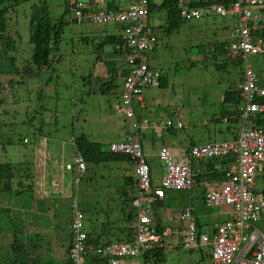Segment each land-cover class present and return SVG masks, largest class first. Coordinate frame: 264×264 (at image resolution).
Listing matches in <instances>:
<instances>
[{
	"label": "rangeland",
	"instance_id": "374dc122",
	"mask_svg": "<svg viewBox=\"0 0 264 264\" xmlns=\"http://www.w3.org/2000/svg\"><path fill=\"white\" fill-rule=\"evenodd\" d=\"M106 1L110 0L98 2L97 9H107ZM126 2L121 5H126ZM154 2L158 6L161 0ZM40 3L46 5V11L52 20L58 21L63 18L66 25L59 53L56 55V59L60 60H57L51 68L38 71L31 61L33 47L28 42V30L32 9ZM67 5L68 0L18 1L7 16V32L14 40L16 50L7 54L0 51V162L11 163L16 175L27 172L29 177L26 182L38 191V195L34 192L32 194L35 199L33 203L44 209L50 208L55 214V218L51 217L48 228L56 226L58 230L61 228L69 234L66 223L69 217L71 218L70 205L68 206L70 197L77 198L78 207L83 212L86 232L90 224L103 222L104 211L108 206L114 207V202L109 200L114 194L108 183L109 172L102 167L94 171L86 170L80 186L74 188L75 171L70 172L65 169L66 164L73 163L75 156L73 138L84 134L104 144L118 141L128 136L123 134L128 121L124 119L119 108L121 88L118 87L117 95H103L101 92L111 66L115 65L116 68L121 66L117 61L105 60V53L109 48H105L104 53L97 49L103 36L115 33L114 26L73 23L72 12L65 11ZM163 20L162 12H153L149 16V23L154 26H158ZM235 25V17L221 18L218 15H211L198 20L184 21L180 29L170 37L160 35L150 65L165 71L168 84L164 88L145 89L142 97L144 98L143 114L150 123L160 127L159 133L150 129L152 133H146L145 138L142 139L153 185L160 186L165 173L157 158L162 145L172 149L182 143L187 145L188 141L203 145L221 142L232 139L234 135L236 137L241 129L243 125L241 120L224 123L222 118L227 117L225 113L228 114L233 108L224 105L222 100L224 93L235 86L241 78L242 67L234 65L220 51L214 52L215 44L222 42L230 44L233 41ZM200 45L207 46L203 48L204 52L197 48ZM248 62L255 73L264 75V57H250ZM26 72L30 73L29 77L25 76ZM10 80H14L11 86ZM167 121L173 123L179 121L183 128H176L178 130L174 132L166 130ZM250 125L251 122L247 120L245 127L249 128ZM23 140L26 142L23 143ZM152 140L153 145L147 150ZM28 161L31 163L30 171L27 168L29 166L24 164L29 163ZM45 173L42 191L40 178ZM195 176L194 172L193 188L164 191V198L168 192L173 195L174 192H187L193 189L192 195L196 199L192 204L195 208L200 207L201 222H209L211 216L213 223L226 219L222 212L232 213L231 207H207L203 201L205 191L221 180L217 183H204L203 190L201 183H196ZM87 178L91 179L90 182L84 181ZM201 194L202 200H200ZM100 209L104 211L100 212ZM192 216L194 217L193 214ZM175 217H168L167 220L173 224H176L175 221L181 222ZM233 219L232 214L230 220L217 226L211 233L209 232L213 227L212 224L203 225L201 227L203 232L196 227V233L199 232L196 240L199 241L202 234L213 237L220 226ZM254 225L264 231V216ZM132 226L130 241H125L114 227L111 228L109 236L112 241L99 245L105 248L114 244L131 243L134 223ZM151 226L155 229L154 225ZM183 228L184 225L180 229H173L179 232ZM16 235L24 244L19 245L20 250L24 249L23 251L26 252L29 248L25 242L26 238ZM87 240V247L95 246L90 243L88 237ZM48 242L50 249L55 248V253L60 256L64 250L61 245L64 244L63 240L61 244L54 238H50ZM166 242L170 244L165 248L164 264H213L208 245H198L192 251L184 250L181 237L175 235L164 243ZM6 244L7 242L0 246ZM156 245L143 249L141 258L145 251L153 249ZM28 252L31 253V249ZM57 256L49 251V263L56 264ZM140 264H143L142 259Z\"/></svg>",
	"mask_w": 264,
	"mask_h": 264
},
{
	"label": "built area",
	"instance_id": "2783aa9c",
	"mask_svg": "<svg viewBox=\"0 0 264 264\" xmlns=\"http://www.w3.org/2000/svg\"><path fill=\"white\" fill-rule=\"evenodd\" d=\"M209 1L177 0L176 6L180 18L184 21L198 20L211 15H230L238 18L232 36L235 42L230 43L228 53L230 58L241 62L242 73L237 85L241 103L237 113H241L239 120L245 125L253 114L264 113V75L259 76L255 73L248 62L250 57H264V35L255 33L257 29L264 28V12H259L264 9V0H215L221 1L223 3L221 5ZM96 2L97 0H68L72 21L121 28L118 33L124 40V56L123 69L119 74L121 88L119 108L133 129H142V131L153 129L155 133H159L158 125L150 123L146 117L138 118L135 112L136 106L142 107L143 91L158 88L162 74L160 68L150 65L156 45L155 26L149 23L147 10L151 1L130 0L124 7L114 10L97 9ZM258 22L262 23L261 27L252 31L249 24ZM226 121L224 119V123ZM181 127L179 121L175 123L167 121L165 124L166 129ZM123 141L118 144L111 143L109 149L113 153L128 155L134 161L136 191H139L133 202L138 209L133 222V241L105 248H102V245L87 247L84 216L77 207L78 202L71 198L69 206L71 244L67 252L69 264H140L143 249H149L155 244L158 246L175 234L181 237L182 247L188 251L198 245L211 246V256L217 264H264V231L254 225L264 216V130L262 128L243 127L234 139L194 145L176 152L168 147H161L157 158L165 173L159 187H153L151 184L140 137L133 134ZM219 158L228 159L230 162L222 174L221 182H216L217 184L205 191L203 201L207 207H231L233 221L220 226L213 237L202 234L197 241L194 217L188 210L181 216L178 214L175 217L176 220L185 223L181 231L177 232L167 227L161 232H155L145 209L144 194L153 193L154 196L162 198L164 191L189 190L195 185L191 162ZM73 163L78 173L85 170L86 166L79 155L74 156ZM66 168L71 167L66 166Z\"/></svg>",
	"mask_w": 264,
	"mask_h": 264
},
{
	"label": "trees",
	"instance_id": "16d2710c",
	"mask_svg": "<svg viewBox=\"0 0 264 264\" xmlns=\"http://www.w3.org/2000/svg\"><path fill=\"white\" fill-rule=\"evenodd\" d=\"M18 1L25 0H0V51L4 54L7 52H14L16 46L14 40L8 35L7 25L8 18L7 16L10 14V10L16 6ZM117 1V2H116ZM110 0L106 7L108 10H114L121 7V3L130 0ZM177 0H162V2L157 5H151L149 3V14L153 12H162L164 20L158 26L154 28L156 32V43L159 42L161 36L170 37L174 32L178 31L183 24L184 20H182L179 16V11L176 6ZM210 3H216V5L223 4L221 1L216 2L215 0L209 1ZM118 4V5H116ZM125 6V5H124ZM200 6V5H197ZM67 8V9H66ZM65 11H70L68 5L66 6ZM65 13V12H64ZM73 23H76L73 21ZM261 22L258 23H250V29L253 31L255 28H260ZM65 23L63 18H60L58 21H54L49 17L48 12L46 11L45 4H39L38 6H34L29 19V30H28V42L33 47V54L31 56V61L34 67L40 71L42 69H49L52 65L60 59H56V55L59 53L60 45L62 43V35L65 27ZM264 27V26H263ZM121 28L115 29V34L109 33L103 36L100 42L97 45V49L99 52L104 53L105 48H109L108 52L105 53L106 61L111 62L112 60L115 62H119L121 66L116 68L115 65H112L109 73L106 74V81L103 83V87L101 92L103 95H117V89L119 87V74L123 69V56H124V40L123 37L118 33ZM257 35H264V28L257 29L255 32ZM161 35V36H160ZM232 43V42H230ZM230 44L220 43L215 44L214 52L220 51L223 53V56L227 59L231 60L234 65L237 67L241 66V62L239 60L230 59L227 54L229 51ZM207 46L200 45L197 46L199 51L204 52L203 48ZM202 49V50H201ZM155 49H153L154 52ZM152 52V53H153ZM99 58V57H98ZM13 61V58L11 59ZM101 59H98L100 61ZM158 68V67H157ZM161 69V68H160ZM163 70V69H161ZM164 71V70H163ZM28 72L25 73V76L29 77ZM260 76V75H259ZM240 81V79L237 81ZM14 83V80H10L9 84ZM16 83V82H15ZM17 84V83H16ZM168 84V80L165 75H163L160 79V84L158 88H164ZM237 84L233 87H230L223 96L222 103L227 106H231L233 108L228 114L227 117H223L227 121L225 123H234L239 120L237 108L241 103V98L239 95V91L237 90ZM1 103V101H0ZM140 107L136 106L135 112L138 118H141L139 114ZM234 116V117H233ZM233 117V118H232ZM125 119V118H124ZM221 119V120H222ZM127 120V119H125ZM248 120L251 122L249 128L259 127L264 130V114H256L254 116H250ZM128 121V120H127ZM218 121V120H217ZM216 121V122H217ZM127 128L124 129L123 133L130 135L133 130L131 129L130 123H126ZM178 130L176 128H170L169 131L174 132ZM138 136H140V131L138 132ZM235 138V135L232 137ZM123 139V138H122ZM111 141V142H120L123 140ZM226 141V140H224ZM221 141V142H224ZM104 144L100 141L97 142L95 140L90 139L84 134H80L73 138L72 144L75 150V155H79L84 164L86 170L98 169L100 167L104 168L105 171L109 172V186L112 188L113 197L111 194L110 202H114V207L108 206V208L104 211L100 209V212L104 211V220L103 222L97 223L94 222L89 225V229L86 232L87 237L90 240V243L95 245L96 247L99 244L109 243L111 230L116 227L117 232L124 238L125 241H130L133 233V222L136 218L135 207L133 205V193L136 189L137 179L134 171V161L128 155L113 153L109 149L110 143ZM24 143V140H23ZM141 143V141H140ZM218 143V142H212ZM211 144V143H207ZM193 146V145H191ZM105 147H107L105 149ZM142 147V145H141ZM143 151V148H142ZM144 154V151H143ZM145 155V154H144ZM146 157V156H145ZM29 162V161H28ZM230 161L227 159L219 158V159H211L205 161H198L192 163V168L195 169L199 166L207 167L213 165V169L207 170L206 172H202L195 176V180L197 184L202 182L213 183L219 182L222 178V174L219 169L215 167H223L226 166ZM30 171L31 163H24ZM25 167V166H24ZM149 167V166H148ZM85 170V171H86ZM85 173V172H84ZM83 173V174H84ZM83 174L79 176V184L83 181ZM27 172L17 174L15 172V168L11 163L8 162H0V203L3 205V202L8 199L14 200L16 198L20 199L22 194L28 193L31 195L33 193V187L28 184ZM90 178L85 179L84 181L90 182ZM151 180V178H150ZM27 181V182H26ZM152 184V183H151ZM75 188V186H74ZM77 189V188H76ZM79 189V188H78ZM29 198V200H30ZM22 200V199H21ZM162 201L154 199L151 202L152 207L159 206ZM70 204V201H69ZM186 209L181 208L180 212H184ZM81 211V210H80ZM83 213V212H82ZM96 213L98 211L96 210ZM4 215H7V218L10 216L9 212H5L3 209H0V235L5 236V234L9 231V226L4 222ZM170 222V221H169ZM152 225H154L156 232H161L164 227H161L160 220L157 217H153ZM70 225V224H69ZM197 227V225H195ZM169 227H171L169 225ZM112 228V229H111ZM18 232V231H17ZM17 232H14V241L12 243V249L14 250V246H19L21 240L19 241L17 238ZM199 234V232L197 233ZM70 236V234H69ZM171 237V236H170ZM103 238H107L103 240ZM168 239V238H167ZM166 239V240H167ZM123 240V239H121ZM165 240V241H166ZM119 241V240H115ZM20 242V243H19ZM0 244H2V240H0ZM170 242L161 243L158 246H155L153 249L149 251H145L142 256L143 264H164L165 262V248L169 246ZM22 245V244H20ZM19 248H17L18 250ZM24 252V251H23ZM25 253V252H24ZM67 256V251H66ZM210 258L211 255L209 254ZM23 260L18 259L17 264H39L36 262H22ZM50 264V263H49Z\"/></svg>",
	"mask_w": 264,
	"mask_h": 264
},
{
	"label": "crops",
	"instance_id": "0c3cea01",
	"mask_svg": "<svg viewBox=\"0 0 264 264\" xmlns=\"http://www.w3.org/2000/svg\"><path fill=\"white\" fill-rule=\"evenodd\" d=\"M98 1L100 2L101 0H98ZM108 2L109 1H106V5ZM259 11H263V9ZM143 109H144V98L142 102V107L139 109L140 110L139 114L140 116H142L141 118L145 117V115L143 114ZM146 133H152V132H150V130H145V131H142V129L140 130L139 137H140L142 148H143L142 139L145 138ZM127 135L128 134H126L125 136ZM152 145H153V140L147 146V150H149ZM191 145H203V144H197L193 141H188L187 145H184L182 143L179 147L172 148V149L169 147L168 148L171 151L176 152L179 150H186L190 148ZM162 147H166V146L162 145ZM66 166H70L71 168L67 169ZM226 166H223V167L217 166L215 168L219 169L220 173H222L224 169L226 168ZM213 168H214L213 165L203 167V168L199 166L193 170L195 172V175H198V174H201L202 172H206L207 170H210ZM65 169L70 172L75 171V174H76L74 163L66 164ZM44 176H46V173L40 178V186L42 188V191L44 188ZM204 183L206 182H203L200 184L202 185L203 190H204V186H203ZM152 186L158 187L159 185H153L152 183ZM196 187L197 186H195V188ZM192 191L193 189L187 192L186 191L185 192H174L173 195L171 194V192H168L165 194V198L161 200L162 202L159 203L160 205L152 208L153 217H157L160 220L161 227H169L170 225L172 228H175V229L182 228L184 225L182 222L175 221L176 224H173L172 222H169L167 220L170 215L173 216L175 215V213L180 212L178 210H180L181 208L192 211V214L196 218V219L194 218V220H195V224L197 225V229L199 231H202L201 227L203 225L212 224L213 227L211 228L210 232L208 231L209 233L213 232L216 229V227L221 225L223 222L230 220L232 218L231 212L226 213L225 211H223L222 215L226 219H222L221 221L217 220L215 223H213L211 220V217H212L211 216L209 222H201L200 221V216H202V213L200 211L201 209L200 207H196V208L193 207L192 203L196 199V197L192 195ZM33 192L36 195H38V191H35L33 189ZM28 193L22 194L20 196V199H18L19 198L18 197L12 200V202L11 200L8 201V199H6L3 202V205H1L0 203V209H3L5 212H9V215H10L8 218H7V215H4V218H3L4 222L9 226L10 232H7L5 236L0 235V240H2V244L7 242L6 246H0V264H17L18 259L23 260L24 262L27 261L28 263L36 262L39 264H49V251H51L55 257L57 256V253H55V248L53 250L50 249L49 242H48L50 238H54L55 241L60 242V244L62 243L61 242L62 240L64 242V244H61L63 245L64 250L60 254V256L58 254L57 259H56L57 261L56 264H69L67 261V256H66V251L70 244V236L68 232H64L61 228H59L58 230L56 226H53L51 229H49L48 225L51 223V217L55 218L54 212L50 208H47L48 206L46 207L47 209H44L41 206L38 207L36 204L33 203L35 199L33 198L32 195H31V199L29 200L30 197ZM40 193H41V189H40ZM45 193H47L46 190H45ZM201 197H202V194L200 195V200H202ZM70 220L71 218L69 217V220L66 223V228L68 230H69ZM14 232L15 233L17 232V234L22 236V238H26L25 242L28 244L27 245L29 247L28 250L31 249L32 251L31 253H29L28 250L24 253L23 252L24 249L20 250V246H14V250L12 249V243L16 241L14 239L11 240L12 238H14L13 236ZM20 244L24 245L23 243H20ZM18 247L19 249L17 250ZM1 251H5V252L3 253Z\"/></svg>",
	"mask_w": 264,
	"mask_h": 264
},
{
	"label": "bare ground",
	"instance_id": "6f19581e",
	"mask_svg": "<svg viewBox=\"0 0 264 264\" xmlns=\"http://www.w3.org/2000/svg\"><path fill=\"white\" fill-rule=\"evenodd\" d=\"M149 1H151L150 3H151V5L153 4V5H156L155 4V2H154V0H149ZM127 3V2H126ZM264 8V7H263ZM147 10H148V18H149V16H150V14H149V5L147 6ZM259 12H264V9H263V11H259ZM226 16H230V15H226ZM226 16H220L221 18L222 17H226ZM237 21H238V18L236 19V24H237ZM77 23V22H76ZM79 24V23H78ZM81 24V23H80ZM89 24H91V23H89ZM249 27H250V24H249ZM155 28V27H154ZM256 29V28H255ZM121 35V34H120ZM237 40V39H236ZM238 41V40H237ZM232 43H234L235 42V40L233 39V41H231ZM227 56L229 57V53L227 54ZM230 58V57H229ZM230 59H232V58H230ZM161 77L163 76V75H165V71H163V70H161ZM259 78V77H258ZM239 95H240V93H239ZM256 114H264V113H256ZM256 114H253L252 116H254V115H256ZM240 115H241V113L239 112L238 113V117H239V119H240ZM130 126H131V129L133 130V132L130 134V135H128L126 138H124L125 140L128 138V137H130V136H132L133 134H137L138 135V132L141 130V129H133L132 128V125L130 124ZM246 128L245 127V125H242V127H241V129L242 128ZM168 129H170V128H168ZM168 129H166V130H168ZM240 129V130H241ZM239 130V131H240ZM120 142H124V141H120ZM111 143H115V142H111ZM110 143V144H111ZM117 143V142H116ZM118 144V143H117ZM161 164V163H160ZM74 166H75V164H74ZM75 169H76V166H75ZM85 170H86V168H85ZM85 170L82 172V173H78L77 172V169H76V176H75V178H74V180H73V184H74V186H78V184H79V176L80 175H82L84 172H85ZM149 174H150V171H149ZM83 177V176H82ZM163 190H166V189H163ZM138 191L139 190H137V191H134V193H133V202H134V199L136 198V196H137V193H138ZM145 195V198H146V202L144 203L145 204V209H147V214H148V216L150 217V218H152L153 219V207H152V205H151V202L154 200V199H157V200H160V199H163L164 198V196L162 197V198H158V197H156V196H154V194L153 193H146V194H144ZM70 198H72L75 202H77V198L74 196V197H70ZM70 205V204H69ZM78 207V206H77ZM135 207V206H134ZM186 211H188V210H185L184 212H178V213H175V215H173L174 217L175 216H177L178 214L181 216L183 213H185ZM190 211V210H189ZM135 212L137 213L138 212V209L135 207ZM71 216V215H70ZM173 216H169V218L170 217H173ZM193 221H194V223H195V220H194V218H193ZM70 223H71V220H70ZM183 224H185L184 222H182ZM69 228H70V225H69ZM84 232H85V234H86V231L84 230ZM70 234V233H69ZM183 234V233H182ZM182 234H181V236H182ZM172 236H174V235H172ZM175 236H178L177 234H175ZM179 237V236H178ZM70 244H71V235H70ZM70 244H69V246H70ZM96 247H98V246H96ZM209 248L211 249V246H209ZM184 250H188V249H186V248H183ZM68 252V251H67ZM211 260H212V262H213V264H217V263H215L214 262V259H213V257L211 256Z\"/></svg>",
	"mask_w": 264,
	"mask_h": 264
},
{
	"label": "clouds",
	"instance_id": "9594fccd",
	"mask_svg": "<svg viewBox=\"0 0 264 264\" xmlns=\"http://www.w3.org/2000/svg\"><path fill=\"white\" fill-rule=\"evenodd\" d=\"M98 2H99V1L97 0V2H96L97 5H98ZM122 7H124V5H123V6L121 5V8H122ZM105 8H106V6H105ZM119 8H120V7H119ZM84 23H85V22H84ZM102 26H103V25H102ZM107 26H108V25H107ZM114 28H115V27H114ZM115 29H116V28H115ZM112 34H113V33H112ZM114 34H115V33H114ZM152 54H153V53H152ZM135 191H136V189H135ZM164 228H166V227H164ZM162 230H163V229H162ZM69 233H70V232H69ZM163 242H165V241H163ZM191 251H192V250H191Z\"/></svg>",
	"mask_w": 264,
	"mask_h": 264
}]
</instances>
